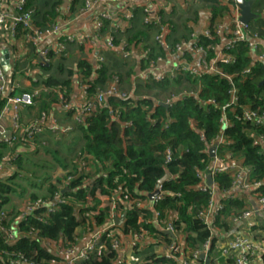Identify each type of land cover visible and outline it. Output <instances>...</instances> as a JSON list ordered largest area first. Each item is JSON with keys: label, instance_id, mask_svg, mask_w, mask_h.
<instances>
[{"label": "built area", "instance_id": "obj_1", "mask_svg": "<svg viewBox=\"0 0 264 264\" xmlns=\"http://www.w3.org/2000/svg\"><path fill=\"white\" fill-rule=\"evenodd\" d=\"M66 1V15L62 16L60 7H57L56 13L61 20L56 16L53 22L40 27L36 25L33 11L25 9L27 0H0V151L4 152L0 154V180L21 176L13 163L16 157L13 147L20 138L28 141L49 131L57 139L70 130V127H63L56 120H51L45 111H41L24 125L23 112L37 101L45 100L49 89L39 84L40 75L32 76L31 83L34 86L30 91L21 90V84L14 78V64L21 59L18 38H22L35 51L36 62L41 66L51 64L53 58L65 56L69 44L83 48L96 44L88 34L80 36L75 32L64 33L65 29H69L70 21L66 19L71 13L72 0ZM100 1L83 0L78 10L79 15L86 16L94 25L95 34L102 30L103 20L112 19L108 10H95ZM102 1L112 4L122 0ZM167 1L156 0L152 4L143 3L139 6L143 12V25L152 31L153 47L161 51L154 59H150L151 46H147L142 40L136 42L138 46H142L137 59L134 56L136 44L129 45L123 41L117 43L113 35H109L104 42L106 48L114 51L124 62L135 60L132 82L142 80L144 83H151L167 78H180L176 89L163 100L165 105L171 106L176 101L192 98L200 106H212L220 111V131L214 138V143L208 147L209 149L216 143V151L211 156L208 169L197 172L199 181L192 187L194 191L209 194L207 206L198 211L201 223L209 232L208 238L197 249L188 247L185 242V225L177 224V212L167 208H162L161 211L159 208L167 197L179 196V193L170 192L161 184L151 192H156L153 198L144 192L137 197L125 198L123 209L118 206L109 221L102 225L96 224L92 214H86L83 223L75 228L70 238L61 236L52 239L42 236L38 229L29 224L23 225L30 219L47 223L51 215L68 203L63 192L57 190L46 198L24 202L16 208L15 213H11V208L0 203V264H82L110 253L113 254L111 264L160 263L156 261L159 259L145 261L144 257L135 254V251L146 248H151L152 256L161 258L160 261L165 264H264V224L259 229L258 221L260 218L264 219V178L253 177L252 169L245 167L241 160L233 158L231 152H224L223 155L218 152L228 143L225 142V132L234 126L229 115L234 114L236 108H240L237 120L264 126V93L262 104L252 108L239 104L238 88V84L257 65L264 67V12L252 9L260 20L253 19L244 23L240 20V10L235 0H218L222 5L228 6V9L216 23H212L208 12L198 31L189 24L188 38L171 44V26L164 21L162 14L163 11L167 13ZM190 1L193 3L194 0ZM132 9L122 13L119 19H124L129 24L133 19ZM118 28L124 29L122 26H115V30ZM241 45L245 48L249 63L240 74H228L224 65L235 63L234 53ZM3 50L8 52V70L2 66ZM104 59L103 54L96 52L93 65L100 68ZM205 74L227 81L228 100L224 104L217 103L213 98L201 99V85L194 80ZM78 88L83 96L82 102L60 106L62 109L72 110L71 116L77 122L94 113L99 105L107 102L108 97H135L122 91V83L117 76L108 85L97 89L91 98L86 96L85 85H79ZM252 134L253 145L259 146L264 153V136L254 132ZM201 139L204 140L203 135ZM170 154L168 150V161ZM217 173L227 174L231 178L230 186L219 188L213 179ZM208 176L211 177V183H208ZM227 200L237 201L243 206L228 204ZM128 210L136 211L138 224H150L157 234L152 235L142 227L138 231L123 230L121 224L114 222V218ZM147 212H151L150 217L146 216ZM73 214L77 221L82 220L76 207L73 208ZM20 239L34 242L36 247L25 254L18 247ZM39 252L46 254L47 260L38 258Z\"/></svg>", "mask_w": 264, "mask_h": 264}, {"label": "trees", "instance_id": "obj_2", "mask_svg": "<svg viewBox=\"0 0 264 264\" xmlns=\"http://www.w3.org/2000/svg\"><path fill=\"white\" fill-rule=\"evenodd\" d=\"M63 1L27 0L25 9L32 10L36 25L43 27L55 20L57 13L54 9L62 3L67 4V1ZM201 1L204 8L210 13V20L213 21V24L228 9V6L222 5L218 0ZM70 3V11L75 13L82 6L83 0H72ZM197 13L196 11L192 13L190 19L196 20ZM132 14V26L124 29L120 36L125 40L119 42L129 43L133 40L132 38L136 40L137 38L140 40L139 37L141 40L143 38L142 34L138 33L140 25H143V22L140 24L143 12L141 8L135 7L132 9ZM259 18H256L255 21H259ZM164 21L171 26L169 38L171 44L188 38L187 33L183 36L178 35V24H175L172 19L165 17ZM143 26L145 27V25ZM145 28L147 31V27ZM200 40L204 41L201 37ZM151 48L150 59H154L161 51L153 46ZM245 53V48L241 45L234 53L235 63L224 65L225 72L240 74L249 63V58ZM52 56L51 54V59ZM69 57L68 51L65 56L53 58L51 64L42 66L46 75L41 78L39 84L49 89L48 97L45 100L37 101L34 106L28 107L26 113L34 111L36 117L41 111H45L49 116L52 105L61 106L72 101L73 88H78L79 85L87 87L86 96L91 98L97 89L108 85L114 76L119 77L122 83L121 78L124 76L125 70L111 72L112 67L106 62L107 60H104L100 68H97L84 58L72 61ZM123 66L126 67L127 78L129 76L132 78L135 66ZM263 78L264 67L257 65L248 77L238 84L240 105L256 108L262 104L264 84L260 85V83ZM179 80L180 78L174 80L167 78L163 81H151V83L137 80L135 81L136 86L146 89L145 96L108 97L105 104L99 105L94 113L83 117L80 122L74 121L72 118L73 126L61 125L70 127L64 136L73 131L78 132L76 140H72L78 144L76 143L73 148H67L68 150L65 149L66 147L62 148V145L58 146L63 141L57 142V140L64 136L53 139L54 146L49 145L46 140H37L40 136L28 141L18 140L13 147L16 152L13 163L17 173L21 176L0 180L1 205L10 208L13 195L23 196L25 190L21 189L25 186L29 187L30 185V188L35 189L30 193L27 192L26 201L46 198L47 195L61 190L68 203L62 205L59 212L51 215L47 223L30 219L28 223L22 224L35 227L45 237L57 239L64 236L70 238L75 228L83 223L86 214H92L96 219V224L102 225L109 221L111 214L118 209V206L123 209L125 198L137 197L142 192L150 194L157 185L161 184L164 189L179 193V196L167 197L159 208L161 211L162 208L176 211L177 224L185 225L186 244L192 249L199 248L208 238L209 232L201 223L198 211L207 206L209 194L194 191L192 187L199 181L196 177L197 172L206 171L211 163L208 147L214 143V138L220 131V111L212 106H200L192 98L176 101L171 106L165 105L163 100L176 89ZM194 82H199L201 85V99L213 98L221 105L228 100L229 85L225 79L205 74ZM163 91L169 92L162 98ZM65 110L69 114L72 112L69 109ZM239 113L240 108L238 107L234 114L229 115L234 126L225 132V142L228 143L222 146L218 152L221 155L224 152H231L233 158L241 160L245 167L252 169L253 177L264 178V153L260 151L259 146L253 145L252 140L253 132L264 136V126H254L248 122L237 120L236 116ZM201 135L204 140L201 139ZM68 141L71 142V140ZM19 148L23 151L27 149L26 153L20 152ZM31 149H35V152L30 154L35 155V158L26 157ZM28 150L29 152H27ZM40 150L48 157L50 163L43 169L44 173L41 170L46 165L41 159L45 160V155L41 156ZM168 150L171 152L169 161L167 160ZM2 153L4 152L0 151V154ZM55 169L61 170V174H53ZM165 174H168V177L163 183H159ZM169 177L171 178L169 179ZM213 179L219 188H226L231 184V178L227 174L217 173ZM10 182L16 184L12 185ZM227 202L236 204L238 207L243 206L237 201L227 200ZM75 207L82 215L81 221H77L73 214ZM11 209V213H15L18 208L12 206ZM150 213L147 212L146 216L150 217ZM125 214V220L121 223L123 230L138 231L142 227L152 235L157 234L150 224L137 223L136 211L128 210ZM258 221L259 229H262L264 219L260 218ZM22 224L21 226H23ZM18 247L25 254H29L36 245L34 242L20 239ZM212 247H214V240ZM135 254L144 257L145 261L159 259L156 261L165 264L160 261L161 258L152 256L151 248L135 251ZM112 255L110 253L82 264H111ZM38 258L47 260L46 254L40 252Z\"/></svg>", "mask_w": 264, "mask_h": 264}, {"label": "crops", "instance_id": "obj_3", "mask_svg": "<svg viewBox=\"0 0 264 264\" xmlns=\"http://www.w3.org/2000/svg\"><path fill=\"white\" fill-rule=\"evenodd\" d=\"M39 2H50L51 0H38ZM66 0H64L63 2H65ZM156 0H122L120 3H106L103 2L102 0L97 4V6H95V10L98 11H102V10H108L111 15H112V19L111 20H103V28L102 30L99 32V34H95L94 31V25L92 23H90L87 19L86 16H82L79 15L78 12L75 13H70L69 17L66 20L70 21L69 29H65L64 33L67 32H75L76 34L80 35V36H85V34H88V36L93 37V40L95 41V45L93 47H85L83 48L82 46H78L76 44H71L68 47V51H69V59H71L72 61H76V59L79 58H84L86 61H88L91 64H94V56L96 54V52H100L101 54L104 55V60H107L106 62L110 65V67H112L111 72L112 71H117L119 72L120 70L122 71L121 65L119 62H121L123 65H134L135 66V60H130L128 62H124L121 58H119V56L111 50H108L105 46V42L104 40L106 38L109 37V35H113L115 40H117V43H119L120 40H125L124 37H121L120 35L124 32V29L126 30V28H129L132 22H130L128 24V22L126 23L125 20H121L119 19L120 15L122 13H127L130 12L132 8L135 7H139L141 6V4L143 3H148V4H152L153 2H155ZM167 13L165 11H163V16L164 17H169L170 19H172L175 24H178V35L179 36H183L184 34H188L189 32V28L188 25L190 24L191 26L195 27V30L198 31V29H200L201 25L204 24V19L207 17V13L208 10L206 8H204V6L202 5V1L201 0H194L193 3L190 0H168L167 1ZM256 1L254 2L253 6H255ZM66 3H62V7H60V12L62 14V16L66 15L65 11H64V7L66 6ZM252 6V8H253ZM58 6L55 7L54 11L56 10ZM172 8V9H171ZM256 10H261L259 4L257 3L256 5ZM198 12L197 13V19L193 21V19L191 18V14L194 12ZM261 13H263L264 11H259ZM56 15V14H55ZM58 16V15H56ZM59 20H61L60 15L58 16ZM58 20V21H59ZM188 20V22H187ZM187 22L186 28H187V32H186V28H185V24ZM140 24H142V16L140 17ZM67 26V27H68ZM115 26H122V28H124L123 30L121 29H116L115 30ZM146 28L143 25H140V29H139V34H142V41L148 45V46H153L149 45V43H152V31L151 30H145ZM141 40V37H139ZM133 40H131L129 42V45H134L136 44V42H139L140 40H137L132 38ZM17 45L19 46V54L21 55V59L16 62L14 64V78L21 84L22 88L21 90L24 91H30L33 89L32 83H31V78L34 75H40L41 78L45 77L46 75V71H44L42 69V66L36 62V56H35V51L31 50L29 46H27L25 44V42L22 40V38H18L17 39ZM142 52V46L138 44L134 45V56L135 59H137L139 57V54ZM67 54V53H66ZM55 63V60L53 61V64ZM52 64V65H53ZM57 67V65H55ZM54 67V65H53ZM55 67V68H56ZM119 69V70H117ZM129 83H128V88H124V82L122 83V91L125 94H129V95H134L135 97H139V96H145L146 92H144L143 90H146L145 88H141L136 86L135 82H132L131 76L128 77ZM72 95H74V97H72V101L70 103L73 104H78L80 102H82L83 96L81 93L80 88H73V93ZM151 95V94H150ZM49 117L51 120H56V122H58L60 125L63 126H73V120H72V116L71 114H69L65 109H62L59 105H52L51 110L49 111ZM34 111L31 113H24L22 114V123L24 125L28 124L30 122V120L32 118H34ZM76 135H78V132L73 131L71 133H69L67 136H64L63 138L60 137V140H57V142L59 141H63L61 144H59L58 146L62 148H65L66 150H68L67 148H71L72 145L71 143L76 144L77 142H72V140H76ZM67 140H64L66 139ZM69 138L71 139V142H69ZM53 139H56L49 131H45L37 140H46L49 142L50 144H53V146L55 145V141ZM20 140H22L20 138ZM78 144V143H77ZM20 152L22 153H26L27 149H24V151L19 148ZM37 151V150H36ZM29 152V150L27 151ZM35 152V149H31V152L26 154V157H34L35 155H30L31 153ZM41 156H44L45 154L40 150L39 151ZM38 153V154H39ZM39 156V155H38ZM46 156V155H45ZM44 163H49L48 161V157H45L44 159H41ZM57 170V169H56ZM42 173L43 170H41ZM61 170L57 171V173L55 174H61L60 173ZM25 190L23 193V196H19V195H13V200L12 203L10 204V208H12V206H16V208L20 207L28 198V193H30V191H34L35 189L30 188L28 186H25L24 188H22L21 190ZM28 192V193H27Z\"/></svg>", "mask_w": 264, "mask_h": 264}, {"label": "water", "instance_id": "obj_4", "mask_svg": "<svg viewBox=\"0 0 264 264\" xmlns=\"http://www.w3.org/2000/svg\"><path fill=\"white\" fill-rule=\"evenodd\" d=\"M237 6L239 7L240 10V20L244 23L249 22L253 19H256L258 17V14L252 11V6L255 2V0H235ZM2 66L5 70L9 69V56H8V52L7 50H3L2 53ZM264 84V80L260 83V85ZM163 104V103H162ZM216 143L214 144V146L210 147L208 149V152L210 154V156L214 155L215 152V147H216ZM168 177V174H165L160 180L159 183H163L164 180ZM208 183H211V177L208 176ZM156 194V192H153L151 194H149L150 198H153V196ZM125 212L122 213V215L120 217H115L114 218V222L117 225H120L122 222H124L125 220Z\"/></svg>", "mask_w": 264, "mask_h": 264}, {"label": "rangeland", "instance_id": "obj_5", "mask_svg": "<svg viewBox=\"0 0 264 264\" xmlns=\"http://www.w3.org/2000/svg\"><path fill=\"white\" fill-rule=\"evenodd\" d=\"M257 3L259 4V6H260V8H261V11H264V0H258V2H256L255 6H253L252 9L255 10ZM258 20H260V18H259ZM252 23H255V22L252 21ZM145 43H146V42H145ZM152 44H154L153 39H152V43H149V45H152ZM147 46H148V45H147ZM119 63H120V65H121V68L125 70L124 73H123L124 76H123V77L121 76V77H122L121 80H122V83L124 82V88L126 89V88H128V83H129V80H128L127 76H126V72H127V70H126V67L123 66V64H122L121 62H119ZM126 90H127V89H126ZM143 91L146 92L145 90H143ZM167 92H169V91H163V92H162V94H163L162 98L166 95ZM160 99H161V97H160ZM76 136H77V135H76ZM66 140H67V138H66ZM69 140H71V139L69 138ZM50 145L53 146V144H50ZM71 145H72L71 148H73L74 146H76V144H74V143H71ZM45 157H47V156H45ZM51 163H52V161H51ZM44 164H45L46 166H44V167L42 168V170L49 166L48 163H44ZM47 170H49V169L47 168ZM55 173H57V170H56V169L54 170L53 174H55ZM10 184L13 185V184H16V183H15V182H10ZM158 264H161V263H158Z\"/></svg>", "mask_w": 264, "mask_h": 264}]
</instances>
